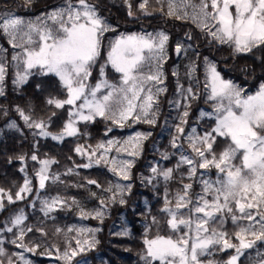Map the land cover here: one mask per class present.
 Here are the masks:
<instances>
[{
  "label": "snow or ice",
  "instance_id": "obj_1",
  "mask_svg": "<svg viewBox=\"0 0 264 264\" xmlns=\"http://www.w3.org/2000/svg\"><path fill=\"white\" fill-rule=\"evenodd\" d=\"M123 4L127 15L134 16L132 0H123ZM156 4L160 6L161 14L168 18L191 20L210 44L227 45L237 55L264 50V0H156ZM32 5L33 0H22L21 7L30 8ZM135 7L142 15L153 14L148 11L149 0H139ZM110 31L115 29L101 15L100 5L93 0H62L59 6L34 19H25L10 9L0 12V37L8 45L7 48L0 46V95H3L5 79L13 66L14 85L26 83L32 75H51L58 79L64 93L63 98L56 95L47 97L45 104L50 115L46 118H37L31 111L17 106L16 111L34 136L61 140L84 135L77 124L95 122L97 118L120 128L129 122L157 125L161 114L160 96L168 92L163 64L169 58L167 44L170 36L163 31L118 36L110 44L107 63L120 75L119 83H110L105 78L104 66H101V79L93 85L89 78L100 56L104 35ZM193 39L191 33H185L183 40L177 41L173 49L178 59L186 57L189 61L184 68V79L189 81L187 86L181 82L178 68L171 73L176 88L173 99L168 101L178 113L170 144L179 153V159L173 168L151 167L153 175L143 181L153 184L156 177H162L168 182L177 179L176 174L179 173V187L171 193L165 187L164 207L161 209L167 216L165 224L170 235L145 238V255L142 257L145 264H205L201 257L229 249L233 254L224 264H239L246 250L254 248L257 242L264 244V83L254 94H247L243 86L225 79L216 63L207 56L202 57L204 80L201 82L197 76L200 52L196 50L188 56L194 45L187 41ZM261 66L264 67V59H261ZM36 88L40 90L41 85L37 84ZM201 95L212 104V111H201L200 117L214 116L215 126L203 133L193 126L188 132L186 126L192 102ZM66 106L68 119L59 133L52 134L49 128L57 115L55 110ZM11 126L16 127V124L13 122ZM111 131L109 127L106 134ZM150 135V132H137L123 141L109 139L98 143L95 149L78 145L74 151L87 155L89 162L75 167H91L93 157L97 165L107 162V153L114 150L117 156L111 158L114 166L110 171L125 181L130 180V170L142 152V141ZM218 137L226 142L220 151L215 147ZM121 152L127 153L130 159H118ZM162 158L168 159L169 156L165 153ZM19 159L25 158L21 156ZM30 159L41 164L36 173L40 189L45 188V181L50 178L54 182L60 180L58 175L48 172L54 161L40 160L35 151ZM212 169L216 170L215 179L205 178L200 171L210 172ZM73 171L69 168L66 174ZM87 183L101 188L96 180H88ZM196 183L200 185L199 192L194 191ZM131 188L130 183L116 184L102 191L112 193L109 197L112 202H117L119 196L118 202L125 204L124 193L130 192ZM31 190L30 180L26 178L14 197L4 189H0V193L9 203H14L25 199L22 194ZM72 202L76 203L74 199ZM99 203L101 209L107 206L104 199ZM41 204L45 215L69 206L68 200L59 196L46 198ZM3 207L0 200V209ZM80 212L84 218L92 215L85 213L83 208ZM102 217V210H94L92 218L102 220ZM227 219L235 226L231 233L224 229ZM25 220V215L20 212L0 225V231L15 236L11 243L23 249L15 254L23 264H33L24 252L54 255L64 264H87L84 254L99 243L95 239L98 229L81 228L78 235L87 236L83 240L76 239L74 246L69 243L61 251L53 245L55 254L49 249L37 252L40 245L27 246L24 238L33 231L46 233L38 226L25 225ZM152 222L159 223L155 217ZM14 228L19 229L18 233L13 231ZM119 235H127V231ZM4 254L0 247V255ZM8 264L14 262L9 258ZM206 264L215 262L208 260ZM258 264H264V256Z\"/></svg>",
  "mask_w": 264,
  "mask_h": 264
},
{
  "label": "trees",
  "instance_id": "obj_2",
  "mask_svg": "<svg viewBox=\"0 0 264 264\" xmlns=\"http://www.w3.org/2000/svg\"><path fill=\"white\" fill-rule=\"evenodd\" d=\"M93 2L100 5L101 15L114 27L115 31L110 32L112 35L164 31L170 36L167 44V56L169 58L163 67L164 74L167 76L165 83L168 92L160 96L161 114L158 123L156 126H151L146 123L129 122L125 127L120 128L97 118L95 122H79L77 124L80 133L84 135L64 137L61 140H53L51 137H36L20 118L16 111L17 106L31 111L37 118H46L47 115H50V110L46 106L45 100L49 95L63 98V90L59 87L58 79L51 75L47 77L32 75L28 77L26 83L19 86L14 85L12 81L15 77V71L12 67L3 85V95H0V189H4L5 193L14 197L16 191L27 178L30 180L32 190L22 194L25 199L16 200L14 203H9L6 196L0 193L4 205L0 209V225L9 221L17 213L23 212L26 217L25 225L33 228L38 226L46 233V235L36 231L27 233L23 241L24 244L27 246L39 244L40 247L37 252H44L45 249H49L55 254V249L51 246L55 245L63 251L66 244L62 240V232L69 223L75 221V217L69 213L57 211L53 217L47 218L40 211L39 201L44 197L56 195L68 201L72 198L76 199L78 202L84 203L85 206H100L95 196H101L107 205L104 207L106 215L102 217V220L92 217L84 218L88 225L99 230L95 234L99 243L92 251L84 254L87 264H145L142 259L145 251V238L152 239L158 234L170 235V230L165 224L167 216L161 211L164 207L165 187L170 193L175 192L179 187L177 182L179 173L176 174L177 179L168 182H165L162 177H156L153 184L143 182L146 177L153 175L151 167L173 168L179 159V153L170 144L172 136L175 134L173 125L177 123L178 113L168 103L169 100L173 99L176 88L175 78L171 75L173 65L177 61L173 51L176 42L183 40L185 33H191L193 36L194 39L187 41V43L194 45V48L190 50V56L196 50L201 54V64L197 71V76L201 82L204 80L202 57L207 56L216 63L218 70L225 79L233 80L248 91L255 89L264 82V67L261 66L264 50L257 49L253 53L237 55L227 45L210 44L191 20L180 21L162 15L156 6V0H149L148 11L153 12V14L148 16L142 15L136 10L135 6L139 0H132L135 15L131 17L127 15V8L123 4V0H93ZM61 3L62 0H33L32 7L24 8L21 7L22 0H0V12L10 9L23 17H30L46 12ZM0 42L3 46L8 47L3 37H0ZM104 58L102 46L89 81L95 80L97 67ZM105 77L115 79L119 77V74L111 67L105 66ZM183 83L187 86L189 82ZM37 84L41 85L40 90H37ZM210 105L211 103L206 102L204 95L192 102L186 131H189L195 124L201 126L202 130L211 128L214 123L213 120L198 119L199 112L209 109ZM55 111L57 115L52 119L49 128L52 134L59 133L68 119L67 106L65 109ZM10 122L16 124L15 129L7 127ZM109 127L112 128V131L106 134ZM135 130L143 133L150 132L151 135L143 140L142 152L130 170L128 183L132 185V188L130 192H126L124 195L126 203L120 204L118 198L117 202H112L109 200L111 197L109 192L102 191V189L109 188L115 174L110 171L107 165L95 164V157H93L91 167H75L88 163L89 159L87 155L77 154L74 148L78 145H86L95 149V146L102 141L119 138ZM225 143L223 138L218 137L215 145L217 151L221 150ZM34 145H36L35 148ZM183 150L181 149V151ZM34 151L40 160L50 159L54 161L49 165L48 172L60 177V180L55 182L46 180L44 189L39 188V178L36 174L41 164L30 159ZM165 153L168 154V159L162 158ZM21 156L25 159L20 160L19 157ZM69 168H73L74 171L71 174H66ZM21 169L24 170L21 171ZM88 180H96L101 188L88 184ZM185 182L189 181L186 180ZM199 186L198 183L194 184V191L199 192ZM93 193L95 196L92 195ZM105 195L108 198H105ZM91 198L93 199L89 200ZM153 217L159 221L158 224L152 222ZM125 230L127 235H119ZM225 230L229 233L233 232L231 226H227ZM13 231L17 232L18 228H14ZM14 239L13 233L0 231V241H2L0 247L4 249L5 253L0 255L2 264H8L9 258L14 264H19L14 251H23V249L17 248L15 244L11 243ZM262 245L257 242L254 248L246 250L240 258L239 264H250L255 258L256 251ZM27 253L37 264H49L52 260L56 264H64L62 261H57L54 255ZM229 253H231L229 250L222 251L219 258L228 260Z\"/></svg>",
  "mask_w": 264,
  "mask_h": 264
},
{
  "label": "rangeland",
  "instance_id": "obj_3",
  "mask_svg": "<svg viewBox=\"0 0 264 264\" xmlns=\"http://www.w3.org/2000/svg\"><path fill=\"white\" fill-rule=\"evenodd\" d=\"M194 2H196V0H194ZM58 6H59V5H58ZM156 6H157V8L160 9V6H159V5L156 4ZM39 15H40V14L35 15V16H30V17H24V18H25V19H34L36 16H39ZM195 25H196V24H195ZM113 28H114V27H113ZM110 32H111V31H110ZM110 32L105 33V35H104V39H103V50H104V57H105V58H104V60L101 61L102 63H100L99 66L97 67L98 69H97L96 75L94 76V79H95V80H94L93 82L89 81V82H90L91 84H93V85H94L98 80L101 79V77H100V68H101V66H104V72H105V66H109V67H111V65H110L109 63H107V54H108V51L110 50V44H111V42H113V41H114L118 36H120V35H128V34H129V33H118V34H116V35H112ZM157 32H159V31H157ZM163 32H164V31H163ZM143 33H152V32H139V33H136V34H143ZM155 33H156V32H155ZM130 34H132V33H130ZM0 46H3V45L1 44V42H0ZM3 47H5V46H3ZM5 48H7V47H5ZM11 51H12V50L10 49V50H9V54H11ZM190 53H191V51L189 50L188 56H190ZM188 62H189V61H188V58H186V57H182V58H179V59L177 58L176 63L173 65V69H172L173 71H174V70H177V68H178L179 71H180V74H181V82H189V81H187L186 79H184V68H185V65L188 64ZM163 67H164V64H163ZM13 69H14V71H15V67H14V66H13ZM163 71H164V68H163ZM105 78H106V77H105ZM89 79H90V78H89ZM106 79H107V78H106ZM107 80H108L110 83H119L120 75H119L118 78H115V79H107ZM263 83H264V82H263ZM260 84H261V83H260ZM260 84H259V85H260ZM259 85H258L255 89H253V90H251V91L246 90L247 94H254V93L258 90ZM201 111H204V112H206V113H207V112H211V111H212V104L210 105L209 109H207V110H201ZM201 111H200V112H201ZM200 112H199V114H198V119H199V120H202V119L213 120L214 123H213V125L211 126V128L214 127V126H215V117H214V116H212V117H207V116H205V117H200ZM12 124H13V122H10V123L8 124L7 127H8V128H11V129H15L16 127H12V126H11ZM194 127H196V128H197V131L200 132V133H203L204 131H206V130H202L203 128H202L201 126H199V125H196V124H195ZM191 128H192V127H191ZM191 128L189 129L188 132H190ZM211 128H209L208 130H210ZM198 129H199L200 131H199ZM32 132H33V131H32ZM137 132L143 133V132H141V131H139V130H135V131L129 132V133H127V134H125V135H123V136H121V137H119V138H110V139H115V140L123 141V140H125V139H127V138H129V137H133V136L135 135V133H137ZM107 140H109V139H107ZM107 140L102 141V142H106ZM142 142H143V141H142ZM129 150H131V145H129ZM219 151H220V150H219ZM114 156H117V153L113 150V151L107 153L108 161H107V162H103V161H102L101 163L107 165L109 168L113 167L114 165H112V163H111V158L114 157ZM118 159H130V157L127 156V153H125V152H121V153L119 154V156H118ZM200 171L204 173L205 178H208V177H211L212 179H215V178H216V170H215V169H212L210 172H206L205 170H200ZM56 175H57V174H56ZM49 180L52 181L51 178H50ZM116 184H129V183H128V180L125 181V180H123L121 177H119L118 175H115V178H114L113 181L110 183L109 187H114ZM199 187H200V186H199ZM124 195H125V193H124ZM54 196H56V195H54ZM54 196H49V197H54ZM109 196H112V193H111V192H109ZM49 197H44V198H42V199L39 201V203H40V211H41V206H42V204H41L42 200H44V199H46V198H49ZM104 197H105V198H108L107 195H105ZM1 198H2V197L0 196V200H1ZM95 198H96V200H98V201H99L100 199H102L101 196H97V197L95 196ZM117 198L119 199V196H117ZM92 199H93V198H91V199H89V200H92ZM74 200H75L76 203H73V202H72V201H73V198H72V199H70V201H68V202H69V206L64 207L63 209L57 208V210L52 211V212L48 213L47 215H45V213H44L43 211H41L42 214H43L45 217H47V218H51V217H53L54 213L57 212V211H62V212H64L65 214L69 213V214H71V215H73V216L75 217V221L69 223V224L66 226V228L63 230V232H62V240L64 241V243H65L66 245H68L69 243H71L73 246L75 245V240H76V239H81V240H83V239L87 236V234H79V235H78V230H79V229H81V228H87V229H93V230H96L94 227L88 225V224L84 221V217L81 215V212H80V209H81V208H83V210H84L85 213H91V214H92V215H89L88 217H92V216L94 215V210H97V209H100V210L103 211V217L106 215L105 209H104V208L101 209L100 206H96V205H93V206H85L84 203L78 202L76 199H74ZM227 226H231V229L234 231L235 226L233 225V223L231 222L230 219H227V220H226V222H225V224H224V229H226ZM69 229H72V231H69ZM56 230H57V229H56ZM18 231H19V229H18ZM18 231H17V232H18ZM95 234H96V232H95ZM95 239H96V235H95ZM229 251L231 252V253H229V255L233 254V250L229 249ZM20 252H22V251H14V254H16V253H20ZM220 253H221V251H213V254H212V255H210V256H205V257H201V259L205 261V264H206V262H207L208 260H212V261H214L215 264H224V262L227 261V260H223V259L219 258ZM144 255H145V251H144L142 257H143ZM15 256H16V260L18 261V263H19V264H23V262L20 261L19 256H17V255H15ZM24 256H25L27 259L31 260V261L33 262V264H37L36 261H35L34 259H31V258L29 257V254H28L27 252H24ZM254 256H255V258H254L253 261H251L250 264H258V261L261 259L262 256H264V244H263V245H262V246L256 251V253H255ZM49 264H56V263H55L54 260H52L51 262H49Z\"/></svg>",
  "mask_w": 264,
  "mask_h": 264
}]
</instances>
